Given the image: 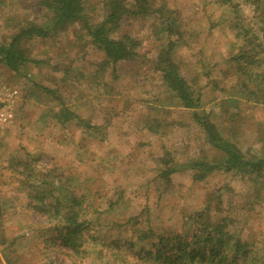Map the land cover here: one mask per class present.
<instances>
[{
	"label": "rangeland",
	"instance_id": "374dc122",
	"mask_svg": "<svg viewBox=\"0 0 264 264\" xmlns=\"http://www.w3.org/2000/svg\"><path fill=\"white\" fill-rule=\"evenodd\" d=\"M41 1L0 0V45L22 28L50 23ZM85 1L90 24L98 25L106 15L105 0ZM153 3L158 13L122 20L116 36L140 44L136 60L117 65L116 73L102 65L103 53L79 23L27 42L29 60L39 63H28L18 74L0 67V90L18 92L12 121L0 127L6 237L0 264H91L64 247L49 219L30 202L32 185L45 181L92 200L96 228L123 245L138 228L190 235L193 226L184 225L185 217L208 206L215 220L232 219L243 242L264 257V174L253 181L216 170L199 180L198 169L185 168L169 183L162 177L169 167L165 159L173 167L224 161L194 111L178 104L156 71L158 55L171 41L181 75L201 98L195 112L208 117L246 159H264V106L247 99L243 76L232 62L242 49L238 21L215 0ZM254 7L243 5L244 16L250 18ZM63 107L97 130L76 120L62 124Z\"/></svg>",
	"mask_w": 264,
	"mask_h": 264
},
{
	"label": "trees",
	"instance_id": "16d2710c",
	"mask_svg": "<svg viewBox=\"0 0 264 264\" xmlns=\"http://www.w3.org/2000/svg\"><path fill=\"white\" fill-rule=\"evenodd\" d=\"M215 1L229 8L238 21L236 34L242 43V49L232 62L235 63L237 72L243 76V93L247 95V99L254 98L255 103L264 106V6L260 5V0ZM247 3L255 6L250 18L245 17L243 12V5ZM41 4L51 15L50 23L22 28L9 43L0 45V67L18 74L28 63H39L29 60L25 44L34 39H47L72 23H79L90 36L92 44L103 53L102 65L111 66L116 73L117 65L136 60L140 44L130 36H116L124 17L145 18L159 12L154 7L153 0H105L106 15L101 23L94 26L89 22L85 0H42ZM168 28L167 31L173 36L172 24ZM174 49L172 41L162 49L156 60V71L178 104L194 111L195 121L202 127L207 141L223 154L224 161L217 165L189 163L187 166L173 167L170 166L171 159H165V165L169 167L163 170L162 177L169 183L171 175L182 169L192 168L198 169L199 180L218 170L244 175L243 178L256 181L258 174H264V159H246L234 143L220 135L216 125L208 117L195 112L201 106V98L195 96L191 86L181 75L173 58ZM249 85H253L255 89H250ZM44 89L54 96L51 89ZM62 110V124L76 120L85 129L97 130L95 126L71 113L67 107ZM67 188L61 183L45 181L41 185H32L33 190L28 197L33 206L49 219V224L64 247L73 251L79 259L89 260L91 264H264V257L251 243L243 242L241 235L236 233L235 222L226 216L215 220L208 206L185 217L184 225L193 226L190 235L186 231L157 234L152 227L138 228L133 240L125 241L123 245V240L113 239L112 235L96 228L91 218L95 215L93 201L85 196L71 194ZM2 221L3 209L0 202L1 246L6 240ZM130 221L128 219L126 222Z\"/></svg>",
	"mask_w": 264,
	"mask_h": 264
},
{
	"label": "built area",
	"instance_id": "2783aa9c",
	"mask_svg": "<svg viewBox=\"0 0 264 264\" xmlns=\"http://www.w3.org/2000/svg\"><path fill=\"white\" fill-rule=\"evenodd\" d=\"M18 98V92L10 88L0 90V127L10 124L13 119V106Z\"/></svg>",
	"mask_w": 264,
	"mask_h": 264
}]
</instances>
